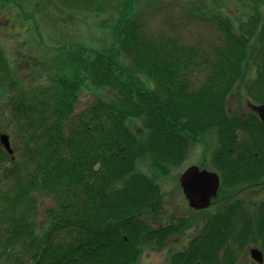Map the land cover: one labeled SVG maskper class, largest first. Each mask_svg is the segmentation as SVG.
<instances>
[{"label": "trees", "instance_id": "obj_1", "mask_svg": "<svg viewBox=\"0 0 264 264\" xmlns=\"http://www.w3.org/2000/svg\"><path fill=\"white\" fill-rule=\"evenodd\" d=\"M147 1L154 0L115 7L113 0H65L106 11L105 20L91 17L104 36L54 46L43 72L31 67L37 77L28 87L0 44V97L10 106L2 123L13 137L12 156L0 147V264H137L142 246L159 248L190 225L189 217L161 220L159 180L207 135L216 138L211 164L220 179L211 206L221 207L168 264H235L251 245L264 264V122L249 108L227 110L239 84L248 101L264 104V0H249L238 19L209 11L211 0H187L190 20L217 31L205 46L149 30L139 14ZM0 6L27 20L40 5ZM85 85L109 89L115 100L97 97L74 115ZM132 119L144 135L132 131ZM143 158L148 171L139 167ZM242 190L260 194L254 211L247 212ZM39 195L51 198L42 223Z\"/></svg>", "mask_w": 264, "mask_h": 264}, {"label": "rangeland", "instance_id": "obj_2", "mask_svg": "<svg viewBox=\"0 0 264 264\" xmlns=\"http://www.w3.org/2000/svg\"><path fill=\"white\" fill-rule=\"evenodd\" d=\"M118 1L113 0L112 4H114V7L115 4H118ZM18 2L11 0V4L16 6L20 4L26 8L40 5L35 15L31 13L30 18L27 20L19 18L15 11L0 6V44L7 56L9 67L13 69V73L20 81L24 82L25 87H28L37 77L36 72L39 71L40 73L44 71L43 65L47 66L51 64L52 58L55 55L54 46L62 44L67 38L73 41L75 37H82V39L86 37L88 43H91L93 39H96L98 34L99 37L102 36L103 38L104 36L101 29H95V19L105 20L109 16L108 13H105L106 11L102 13L85 12L84 10L87 9L66 6L65 0H51V2L49 0H19ZM187 4V0H154L150 3L147 1L139 5V14L149 30L156 31L162 29L171 33H181L185 39L187 38L192 43L199 42L203 46L215 42L218 36L216 29L211 24L206 23L207 21L190 20L186 7ZM215 4L216 8L210 7L208 10L217 11L220 14L238 19L244 17V12L247 10L246 8L249 6L250 1L211 0L209 3L210 6H215ZM86 13H88L89 17ZM94 14L99 15L96 16ZM262 14L264 15V7H262ZM85 19L87 20L85 21ZM18 21L24 23V27ZM74 32L75 34H73ZM26 38L28 40L22 43ZM97 97L113 102L115 100V93L106 88L96 89L90 85H85L79 94L74 115L86 108ZM246 102L247 98L243 85H236L227 99V110L229 113L242 114L247 109ZM8 111H10V106L8 110L7 99L0 97V131H4L2 122ZM129 126L137 135H144L142 122L139 119L130 120ZM6 132L8 133V131ZM9 136L12 146L13 137L11 134ZM216 144V138L213 135L205 136L204 139L192 146L185 163L181 168L179 166L174 170L177 173L174 172L170 176L159 180L160 186L164 191V206L163 214L160 217L161 220L168 222L180 217H189L192 221L189 226L165 239L161 247L157 248L152 244L142 246V252L137 264H166L168 258L174 252L183 249L187 245V240L194 237L195 232L208 219L209 215L220 210L221 206L219 204L211 206L206 211H193L188 208L187 202L177 183L180 171L191 164L215 172L211 164V158ZM148 163L149 161L143 158L140 161L139 167L143 171H148ZM239 193L241 196L243 195V198H240L249 205L247 212L254 211V206L250 203L258 201L260 194L256 192L251 193L249 190L245 192L242 190ZM38 198L37 220L42 223L45 214L44 210L50 205L51 198L46 195H39ZM244 210L246 211L245 208ZM249 261L250 257L245 251L244 256L235 264H247Z\"/></svg>", "mask_w": 264, "mask_h": 264}, {"label": "water", "instance_id": "obj_3", "mask_svg": "<svg viewBox=\"0 0 264 264\" xmlns=\"http://www.w3.org/2000/svg\"><path fill=\"white\" fill-rule=\"evenodd\" d=\"M248 106L264 122V104L248 103ZM0 145H2L9 154L12 153L9 136L6 133L0 132ZM178 182L189 207L196 210L208 207L211 198L216 195L219 187V177L217 173L206 169H200L196 165L186 167L179 174ZM247 251L253 261L258 264L262 263V252L258 247H249Z\"/></svg>", "mask_w": 264, "mask_h": 264}, {"label": "flooded vegetation", "instance_id": "obj_4", "mask_svg": "<svg viewBox=\"0 0 264 264\" xmlns=\"http://www.w3.org/2000/svg\"><path fill=\"white\" fill-rule=\"evenodd\" d=\"M250 262H253L251 259H250ZM254 263V262H253Z\"/></svg>", "mask_w": 264, "mask_h": 264}]
</instances>
